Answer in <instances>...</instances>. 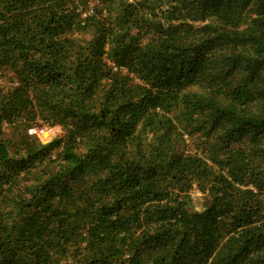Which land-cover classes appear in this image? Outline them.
<instances>
[{
    "label": "trees",
    "instance_id": "1",
    "mask_svg": "<svg viewBox=\"0 0 264 264\" xmlns=\"http://www.w3.org/2000/svg\"><path fill=\"white\" fill-rule=\"evenodd\" d=\"M0 264H264V0H0Z\"/></svg>",
    "mask_w": 264,
    "mask_h": 264
},
{
    "label": "rangeland",
    "instance_id": "2",
    "mask_svg": "<svg viewBox=\"0 0 264 264\" xmlns=\"http://www.w3.org/2000/svg\"><path fill=\"white\" fill-rule=\"evenodd\" d=\"M64 130L62 128L61 125H56L55 127V136H61L63 135ZM6 138L8 140H11L12 142H17L19 137L17 136V134L14 135V132L11 128L6 127ZM32 137V136H31ZM54 137H50V136H36V137H32V140L36 142L37 145L43 146L46 143H48L49 141H51ZM187 151L190 153H196L197 149L195 147V141L193 142L189 140V144L188 147H186Z\"/></svg>",
    "mask_w": 264,
    "mask_h": 264
},
{
    "label": "built area",
    "instance_id": "3",
    "mask_svg": "<svg viewBox=\"0 0 264 264\" xmlns=\"http://www.w3.org/2000/svg\"><path fill=\"white\" fill-rule=\"evenodd\" d=\"M94 4H91V7H93ZM93 8H91L89 11V14L93 13ZM86 16V14H84ZM26 136H50L54 137L55 136V127L51 125L48 122H44L42 120L38 121L36 124L31 126L26 132Z\"/></svg>",
    "mask_w": 264,
    "mask_h": 264
},
{
    "label": "clouds",
    "instance_id": "4",
    "mask_svg": "<svg viewBox=\"0 0 264 264\" xmlns=\"http://www.w3.org/2000/svg\"><path fill=\"white\" fill-rule=\"evenodd\" d=\"M55 127V126H54ZM55 137V136H54Z\"/></svg>",
    "mask_w": 264,
    "mask_h": 264
}]
</instances>
